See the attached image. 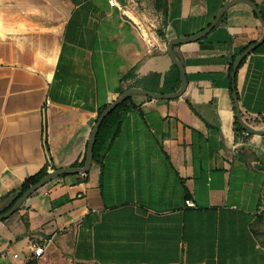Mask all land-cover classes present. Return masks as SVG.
<instances>
[{
  "label": "crops",
  "instance_id": "obj_1",
  "mask_svg": "<svg viewBox=\"0 0 264 264\" xmlns=\"http://www.w3.org/2000/svg\"><path fill=\"white\" fill-rule=\"evenodd\" d=\"M118 1L0 0V197L47 162L80 166L122 75L172 71L168 42L207 27L230 0ZM253 1L264 18V0ZM263 34L237 2L205 37L176 45L186 91L131 95L100 161L0 221V264L51 235L26 264H264V134L236 128L230 91L234 57ZM256 48L236 86L243 117L263 126L264 42Z\"/></svg>",
  "mask_w": 264,
  "mask_h": 264
},
{
  "label": "water",
  "instance_id": "obj_2",
  "mask_svg": "<svg viewBox=\"0 0 264 264\" xmlns=\"http://www.w3.org/2000/svg\"><path fill=\"white\" fill-rule=\"evenodd\" d=\"M237 2H246L251 5V7L256 11L258 16L260 17L263 25H264V18L262 16V13L260 11V8L253 0H230L224 4V6L220 9V11L217 13L216 17L212 20V22L205 27L204 29L190 35H185L181 37H176L171 39L168 42V54L172 60V62L178 66L181 74V84L179 88L173 92H158V91H150L148 89H145L143 87L139 86H132L129 88H126L123 90V92L112 102H110L101 112V114L98 116L96 123L94 124V127L92 129L88 146H87V155H86V161L83 166H67V167H58L53 170H51L49 173H47L45 176H43L41 179H39L37 182L30 185V187L23 192V194L14 202V204L5 212L0 214V221H3L5 219H8L13 213H15L22 205L23 203L30 197L31 194H33L36 190L44 186L46 183L52 181L53 179L66 174V173H76V172H82L86 173L88 172L93 164L94 160V146L97 139V134L100 129V125L105 119V117L120 103H122L126 98H128L131 95L134 94H144L148 95L151 98H167V99H175L180 97L187 89L188 86V75L185 68L184 63L178 56L175 46L179 44H184L188 42L197 41L203 37H205L220 21L222 16L224 15L225 11L232 6L233 4ZM264 42V34L260 39H258L256 42L250 44L245 50H243L241 53H239L233 63V70H232V97L234 100V104L236 106V116L240 123V125L247 130L250 133L253 134H264V125L263 126H254L250 124L246 119L243 117L241 106H240V99L239 95L236 89V73L238 70V67L240 63L242 62L243 58L248 56L258 45Z\"/></svg>",
  "mask_w": 264,
  "mask_h": 264
},
{
  "label": "trees",
  "instance_id": "obj_3",
  "mask_svg": "<svg viewBox=\"0 0 264 264\" xmlns=\"http://www.w3.org/2000/svg\"><path fill=\"white\" fill-rule=\"evenodd\" d=\"M163 36L164 33H162ZM257 49V48H256ZM255 49V50H256ZM253 50V52L255 51ZM248 56L244 57L242 62L240 63L239 68L241 65L245 62ZM235 59V57H234ZM234 61V60H233ZM233 61L230 65V73L233 70ZM137 66L131 68L129 71L124 73L121 77L122 82L124 83V89L132 87V86H139L143 87L145 89H148L150 91H158V92H173L177 90L181 84V74L180 70L177 65L174 64V68L172 71L168 72L166 75H163L160 72H151L146 76H143L136 81L131 82L130 80L136 78ZM236 73V79L238 75V71ZM237 89V86H236ZM122 90V92H123ZM238 90V89H237ZM231 93L233 92V87H230ZM121 92V93H122ZM132 96H129L126 98L122 103H120L118 106H116L103 120V122L100 125L99 132L97 134V139L94 146V161L98 162L101 160V158L104 156L109 143L116 137V135L119 133L122 122L125 118V107L130 101ZM107 106V105H106ZM105 106V107H106ZM101 108L99 110V115L101 114L102 110L105 108ZM234 109H236V106L234 104ZM236 128L248 135H251L252 133L245 130L239 123L238 119L236 118ZM86 155L87 150L85 151L82 159L78 161V164L80 166H83L86 161ZM52 170V167L50 166V163L47 162L39 171L36 173L26 177L24 181L21 183V185L13 190H10L6 194L0 197V214L7 211L14 202L23 194L24 191H26L31 184L37 182L39 179H41L43 176H45L47 173H49ZM6 220V219H5Z\"/></svg>",
  "mask_w": 264,
  "mask_h": 264
},
{
  "label": "built area",
  "instance_id": "obj_4",
  "mask_svg": "<svg viewBox=\"0 0 264 264\" xmlns=\"http://www.w3.org/2000/svg\"><path fill=\"white\" fill-rule=\"evenodd\" d=\"M110 4L112 6L118 5V0H110ZM83 174H86L85 172ZM187 204L190 206H196V203L193 199H188ZM259 213H264V189L262 190L261 194V202L259 205ZM54 242V235H51L49 237H46L42 239L41 241H34L31 245L32 247V254L31 256H24L22 257L19 253H14L15 258H21L22 260L18 262L17 264H26L29 262V260L32 257H42L44 253L46 252L47 248Z\"/></svg>",
  "mask_w": 264,
  "mask_h": 264
}]
</instances>
